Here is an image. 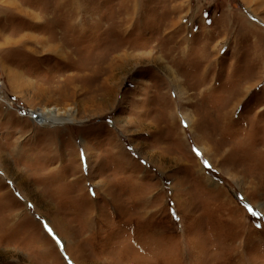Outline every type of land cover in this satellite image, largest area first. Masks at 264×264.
<instances>
[{
  "label": "rangeland",
  "instance_id": "obj_1",
  "mask_svg": "<svg viewBox=\"0 0 264 264\" xmlns=\"http://www.w3.org/2000/svg\"><path fill=\"white\" fill-rule=\"evenodd\" d=\"M0 84V264H264V0H0Z\"/></svg>",
  "mask_w": 264,
  "mask_h": 264
},
{
  "label": "snow or ice",
  "instance_id": "obj_2",
  "mask_svg": "<svg viewBox=\"0 0 264 264\" xmlns=\"http://www.w3.org/2000/svg\"><path fill=\"white\" fill-rule=\"evenodd\" d=\"M198 155H199V153H197ZM205 166L206 167H211V165L210 164H208L207 162H205ZM249 211H251V209H249ZM257 214L256 213H253V216H256ZM259 226V225H258Z\"/></svg>",
  "mask_w": 264,
  "mask_h": 264
},
{
  "label": "built area",
  "instance_id": "obj_3",
  "mask_svg": "<svg viewBox=\"0 0 264 264\" xmlns=\"http://www.w3.org/2000/svg\"><path fill=\"white\" fill-rule=\"evenodd\" d=\"M1 85V84H0Z\"/></svg>",
  "mask_w": 264,
  "mask_h": 264
}]
</instances>
